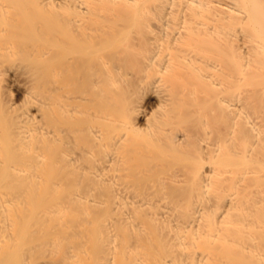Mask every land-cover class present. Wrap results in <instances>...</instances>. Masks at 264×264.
<instances>
[{
	"label": "bare ground",
	"instance_id": "obj_1",
	"mask_svg": "<svg viewBox=\"0 0 264 264\" xmlns=\"http://www.w3.org/2000/svg\"><path fill=\"white\" fill-rule=\"evenodd\" d=\"M0 264H264V0H0Z\"/></svg>",
	"mask_w": 264,
	"mask_h": 264
}]
</instances>
